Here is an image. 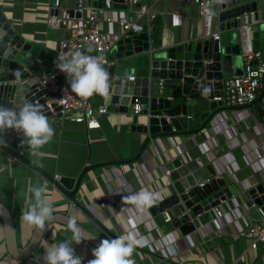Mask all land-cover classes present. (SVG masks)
I'll use <instances>...</instances> for the list:
<instances>
[{
	"label": "crops",
	"instance_id": "obj_1",
	"mask_svg": "<svg viewBox=\"0 0 264 264\" xmlns=\"http://www.w3.org/2000/svg\"><path fill=\"white\" fill-rule=\"evenodd\" d=\"M75 1L60 0L59 8L71 9ZM252 1H256L257 19L251 12L245 15V22L254 31L264 25V0H236L234 3L244 5ZM148 4L156 13L150 31L160 39L159 45L203 36L202 19L193 4L182 0H148ZM219 5L217 0H212L213 32H220ZM0 8L21 37L58 53L65 29L47 27L46 18L51 11L48 0H0ZM107 27L104 24V28ZM112 28L119 31L116 23ZM258 51L264 61V47ZM226 71L225 78L234 75L232 67ZM89 102L94 107L109 105L108 112L100 117L99 128L49 119L55 135L41 149L43 156H32L30 148L21 151L22 156L47 175L0 148V201L14 219L19 245L28 241L34 228L21 220V214L32 203L30 189L39 185L45 187L44 198L51 203L52 213L69 211L72 218L97 235H101V230L112 238L129 233L135 237L144 234L153 250L137 246L131 257L134 264H153L158 259L172 264H264L263 248H250V238L243 233L253 220L264 218V214L259 207L246 204L240 194L219 205L228 214L230 225H221L222 221L211 209L200 216L198 230L188 236L165 223L161 215H152L150 208L140 209L124 200L141 190L159 193V200L166 197L170 192L165 185L163 164L179 153L188 160L200 158L203 162H212L220 174L228 182H234L246 196L248 189L264 185V122L256 117L253 105L217 106L222 125L215 120L200 132L162 135L148 144L137 160L128 161L140 150L147 135L132 130L129 114L118 112L110 105L108 96L92 95ZM97 163L104 164L85 174L74 204L53 184L55 176L76 177L83 168ZM58 225H54L56 232L45 231L30 258L16 260L7 253L0 222V264H37V257L40 258L38 264H44L46 251L62 242L56 237L59 233L64 234L75 253L83 258V264L93 259L94 246Z\"/></svg>",
	"mask_w": 264,
	"mask_h": 264
},
{
	"label": "water",
	"instance_id": "obj_2",
	"mask_svg": "<svg viewBox=\"0 0 264 264\" xmlns=\"http://www.w3.org/2000/svg\"><path fill=\"white\" fill-rule=\"evenodd\" d=\"M102 1L93 4L100 6ZM121 2L113 0V7L126 8ZM234 2L219 5L218 39L202 36L195 40L159 45L151 41L144 25L139 32L128 31L119 36L105 55V67L110 76L109 91L107 95H93L108 96L110 105L123 114H129L134 104L141 107L139 115L132 119L131 129L145 133L147 138L137 154L128 161L137 160L145 147L162 135L200 132L214 120L219 110L217 106H221L222 101H214L213 98L223 95L226 69L232 67L234 75L242 74L241 18L252 12L257 19L256 1L244 5ZM61 28L65 29V26L62 24ZM248 28L252 48H263L264 25L257 26L254 31L250 25ZM67 34L65 30L64 38ZM59 58L56 51L21 37L10 26L0 8V105L17 108L22 102H31L39 105L48 119L60 117L59 112L48 110L45 98L37 91L39 84L35 80L55 69ZM23 80L28 81L21 83ZM34 98H38L37 103L33 102ZM253 107L256 117L264 122V78ZM58 109L55 106V111ZM0 136L6 141V146L0 145L2 150L44 173L22 156L21 151L29 149L22 142V134L8 130L0 132ZM103 164L86 166L76 177L53 178V184L74 204L85 174ZM163 169L169 170L165 185L170 193L151 206L150 212L157 216L168 211L170 224L184 236L198 230L202 214L237 194L242 195L246 204L259 207L264 214L263 184L248 189L246 196L234 182H228L212 162H203L200 158L188 160L182 153L168 158ZM69 220L76 222L77 232L69 230ZM0 222L7 253L16 260L28 259L37 251L51 224L63 225L71 234L94 247L105 239L72 218L69 211L52 213L44 229L34 227L24 245L18 244L14 219L1 201Z\"/></svg>",
	"mask_w": 264,
	"mask_h": 264
},
{
	"label": "built area",
	"instance_id": "obj_3",
	"mask_svg": "<svg viewBox=\"0 0 264 264\" xmlns=\"http://www.w3.org/2000/svg\"><path fill=\"white\" fill-rule=\"evenodd\" d=\"M98 0H76L71 9L59 8L60 0H48L50 12L46 18V25L50 28L61 29V25L67 30V38H63L59 44L58 54L60 57H70L72 52L80 50L87 55L93 57H102L106 62L105 55L112 49L117 38L126 34L128 31L139 32L144 25L147 26L148 36L151 38V27L156 18V13L149 8L148 0H122V4L126 8L114 9L113 0H103L98 6L93 2ZM193 4L198 15L202 19L204 28V37L219 38L220 32H213V10L212 0H182ZM219 4L222 2H234L236 0H217ZM72 10V12H70ZM78 13V15H76ZM244 15L241 27L239 29L242 39V47L240 54L243 59L242 74L233 75L226 78L223 82V95L213 98L214 101H222L220 107H240L253 105L258 97L262 81L264 78V61L261 58V52L254 50L251 44V35L248 31V24L245 22ZM119 26V31L112 28V24ZM104 24L108 27L104 28ZM132 79V77H130ZM35 80L39 86L37 91L41 92V97L45 98L44 104L49 111L59 112V120H68L74 123L83 124L86 128H99L101 125L100 117L109 110L108 104H101L94 107L87 99L73 93L70 89L69 82L64 73L55 69L48 71L45 75L36 77ZM23 80L21 83L27 82ZM38 98H34L33 102L37 103ZM59 107L55 111V106ZM141 107L134 104L129 116L131 120L134 116L139 115ZM222 125L221 111L216 113L213 121ZM169 170H164V177L168 182ZM59 177L55 176L57 180ZM71 204H73L71 202ZM220 205V204H219ZM212 208L213 213L218 220L227 225L229 224V216L226 211L220 207ZM165 223L171 222V215L168 211L161 213ZM54 225L47 227V231L56 232ZM65 228L63 225H58ZM101 235H105L107 239H113L106 232L101 230ZM250 238V248H263L264 253V218L253 220L249 227L243 232ZM100 235V234H99ZM137 246H148L153 250V246L143 234L136 237ZM153 264H172L166 263L158 259Z\"/></svg>",
	"mask_w": 264,
	"mask_h": 264
},
{
	"label": "clouds",
	"instance_id": "obj_4",
	"mask_svg": "<svg viewBox=\"0 0 264 264\" xmlns=\"http://www.w3.org/2000/svg\"><path fill=\"white\" fill-rule=\"evenodd\" d=\"M56 67L65 74L73 93L87 99L93 94L107 95L110 87V76L102 57H93L80 50L72 52L70 57H60ZM13 130L22 134V142L30 148L34 157H41V149L49 144L55 130L41 107L31 102H22L17 108L0 105V132ZM0 145L6 146L3 136ZM32 203L22 210L21 220L37 229H44L52 218V206L44 198L45 187L33 186ZM160 199V194L141 190L130 194L124 200L137 208L153 206ZM69 230L78 231L76 222L69 220ZM79 243V241H77ZM136 237L129 233L113 239H102L92 250L93 259L87 264H134L131 257L137 247ZM37 264L39 262V257ZM44 264H83V258L75 253L69 242H61L55 249L46 251Z\"/></svg>",
	"mask_w": 264,
	"mask_h": 264
},
{
	"label": "trees",
	"instance_id": "obj_5",
	"mask_svg": "<svg viewBox=\"0 0 264 264\" xmlns=\"http://www.w3.org/2000/svg\"><path fill=\"white\" fill-rule=\"evenodd\" d=\"M153 24H154V21H153ZM152 24V25H153ZM152 29H154V26H153V28ZM151 38L153 39V42L155 43V44H159L160 43V39L158 38V37H156L153 33H152V31H151ZM220 109H222V108H220ZM83 209V208H82ZM84 211H85V209H83ZM86 212V211H85ZM90 218H92L93 220H94V218L92 217V216H90ZM94 221H96V220H94ZM105 229V228H104ZM57 237V239L58 240H60V241H62V242H68V240H66V237L64 236V234L63 233H59L58 234V236H56Z\"/></svg>",
	"mask_w": 264,
	"mask_h": 264
},
{
	"label": "rangeland",
	"instance_id": "obj_6",
	"mask_svg": "<svg viewBox=\"0 0 264 264\" xmlns=\"http://www.w3.org/2000/svg\"><path fill=\"white\" fill-rule=\"evenodd\" d=\"M160 216V215H159ZM161 221V224H162V219L160 220ZM99 236H101V237H103L104 238V236L103 235H99Z\"/></svg>",
	"mask_w": 264,
	"mask_h": 264
}]
</instances>
